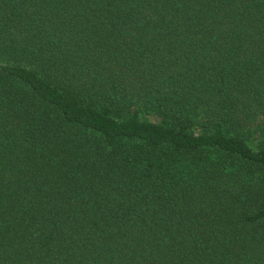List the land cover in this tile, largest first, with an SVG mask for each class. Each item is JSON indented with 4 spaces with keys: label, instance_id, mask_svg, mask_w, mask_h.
<instances>
[{
    "label": "trees",
    "instance_id": "16d2710c",
    "mask_svg": "<svg viewBox=\"0 0 264 264\" xmlns=\"http://www.w3.org/2000/svg\"><path fill=\"white\" fill-rule=\"evenodd\" d=\"M0 264H264V0H0Z\"/></svg>",
    "mask_w": 264,
    "mask_h": 264
}]
</instances>
